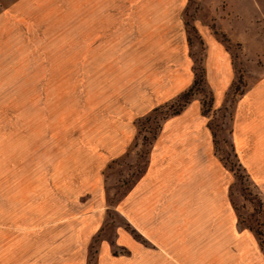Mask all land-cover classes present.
<instances>
[{
	"label": "crops",
	"instance_id": "1",
	"mask_svg": "<svg viewBox=\"0 0 264 264\" xmlns=\"http://www.w3.org/2000/svg\"><path fill=\"white\" fill-rule=\"evenodd\" d=\"M189 2L90 0V53L93 49L100 55L94 50L100 45L103 59L109 53L110 61L124 60L120 55L131 29L140 43L149 46L132 56L135 64L124 72L134 76L125 82L134 85L129 105L136 113L114 123L132 126L135 118L173 100L192 84L193 61L186 54L184 25ZM250 2L241 12L238 6L231 12L232 27L214 28L231 41L247 44L248 32L238 36L235 30L240 13L245 26L255 28V2ZM189 21L205 46L204 78L212 94L211 109L217 110L236 79L233 59L213 27ZM164 30L170 44L174 41L168 54L152 46L168 40ZM157 33H162V41ZM244 82L231 103L230 147L264 201V71L244 76ZM209 123L200 99L164 117L142 169L117 203L134 234L120 225L114 246L128 253L114 254L110 241L99 237L105 220L102 167L111 156L124 153L127 143L115 145L113 152L106 149L105 159L95 155L91 144L88 165L72 166L61 177L46 181L42 195L27 196L23 191L22 196L7 199V216L0 223V264H88L96 238L94 264H264L260 240L238 222L230 192L235 175L216 148ZM130 136L134 134H114L123 141Z\"/></svg>",
	"mask_w": 264,
	"mask_h": 264
},
{
	"label": "rangeland",
	"instance_id": "2",
	"mask_svg": "<svg viewBox=\"0 0 264 264\" xmlns=\"http://www.w3.org/2000/svg\"><path fill=\"white\" fill-rule=\"evenodd\" d=\"M254 2L255 28H247L240 13L235 30L238 36L248 32V43L226 42L242 86L244 76L255 77L264 71V0ZM248 4L250 0H190L185 20L230 28L235 24L229 19L231 12L236 6L241 12ZM166 31L168 40L152 45L160 54L174 48ZM135 34L134 29L128 34L120 55L124 60L110 61L109 53L105 60L100 45L94 49L100 55L93 54V49L90 53V0H0V223L7 216L8 198L22 196L23 191L27 196L42 195L46 181L61 177L72 166L88 165L91 144L95 155L105 159L106 149L113 152L115 145L127 143L124 153L111 156L102 167L105 220L99 237L110 241L114 254L128 253L114 246L117 228H131L118 211L119 197L142 169L152 134L165 115L179 105L178 94L159 105L155 115L150 112L135 118L132 126L114 123L119 117L136 113L129 105L133 103L134 85L126 83L134 76L124 72L134 66L132 56L149 46L140 43ZM156 36L161 39L163 35ZM186 42V54L203 65L204 44L187 31ZM93 55L95 59L90 58ZM204 82L205 92L191 100L200 99L202 104L212 96ZM234 97L228 92L224 105L206 115L224 158L234 164L230 192L240 227L252 230L264 250V201L230 147L229 117ZM118 132L134 134L130 136L133 139L114 137ZM130 231L134 232L132 228ZM98 240L90 249L89 264L95 262Z\"/></svg>",
	"mask_w": 264,
	"mask_h": 264
},
{
	"label": "trees",
	"instance_id": "3",
	"mask_svg": "<svg viewBox=\"0 0 264 264\" xmlns=\"http://www.w3.org/2000/svg\"><path fill=\"white\" fill-rule=\"evenodd\" d=\"M185 16H186V14H185ZM184 25H185L186 31L187 32H192L194 35L197 36L198 40L201 42L200 37H199L196 29L193 27V25L190 23V21L188 19L187 20H184ZM213 30L225 42V44H226L227 41H229L228 38L224 34H222L221 32H219L218 30H216L214 27H213ZM193 63H194V66H193V69H194V79H193L192 84L185 91H183L181 94H179L177 96L176 101L179 104L178 107L172 109L171 112H169L167 115H165V117H167L169 115H175V114L179 113L184 108V106L191 100V98L195 94H197V93H204L205 92V89H204V86H203V85H205V82H204L205 81L204 80V67H203V65L200 62L197 65L196 64L197 63L196 60H193ZM236 79H237V82L238 83L236 82ZM236 79L232 82V84L230 86V90H229V92H232L234 94V96L237 93H240L241 90H242L241 89V87H242V79H241V77L239 78L238 73H236ZM211 105H212V96H209L207 98V100L206 99H203L202 100V112L204 114H208L209 111H210V109H211ZM160 107L161 106L154 108L152 110V113L151 114H154L155 115L157 113V110ZM153 120L155 121V119H153ZM156 124H157V122H156ZM209 125H210V129H211V132H212V136H213L214 142L216 144V148L221 151V149L217 145L216 135H215L214 130L212 128L211 121H210ZM157 131L152 134V136H151L152 138L155 136V134L157 133ZM147 151H148V147L146 148L145 153ZM225 159L229 163L230 167L233 170V165L234 164H231L227 157ZM234 175H235V173H234ZM258 239L260 240V238H258ZM260 244H261V241H260ZM92 248H93V246H91V249ZM88 264H89V260H88Z\"/></svg>",
	"mask_w": 264,
	"mask_h": 264
}]
</instances>
